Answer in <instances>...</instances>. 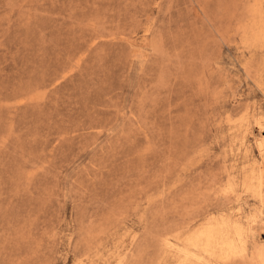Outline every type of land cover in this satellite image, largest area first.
Here are the masks:
<instances>
[{
	"label": "rangeland",
	"instance_id": "obj_1",
	"mask_svg": "<svg viewBox=\"0 0 264 264\" xmlns=\"http://www.w3.org/2000/svg\"><path fill=\"white\" fill-rule=\"evenodd\" d=\"M0 264H264V0H0Z\"/></svg>",
	"mask_w": 264,
	"mask_h": 264
},
{
	"label": "bare ground",
	"instance_id": "obj_2",
	"mask_svg": "<svg viewBox=\"0 0 264 264\" xmlns=\"http://www.w3.org/2000/svg\"><path fill=\"white\" fill-rule=\"evenodd\" d=\"M242 229L238 227H233V250L236 249L238 246L242 247L244 249V239L242 235ZM201 234V233H200ZM203 234V233H202ZM220 234V233H219ZM195 239V238H194ZM207 239V238H206ZM194 254V253H193Z\"/></svg>",
	"mask_w": 264,
	"mask_h": 264
}]
</instances>
